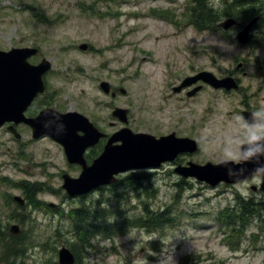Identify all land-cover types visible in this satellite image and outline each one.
<instances>
[{
	"label": "rangeland",
	"instance_id": "1",
	"mask_svg": "<svg viewBox=\"0 0 264 264\" xmlns=\"http://www.w3.org/2000/svg\"><path fill=\"white\" fill-rule=\"evenodd\" d=\"M231 2L209 3L223 9ZM192 8L191 0H0V49H40L52 66L44 78L50 89L48 108L87 116L106 133L128 127L157 138L176 133L195 139L199 151L186 160L200 165L236 162L250 137L240 97L203 83L191 98L187 88L178 93L173 88L202 71L234 78L237 61L249 52L239 48L235 29L224 35L193 26ZM165 11L174 14L175 23L163 18ZM83 44L86 51L79 48ZM102 82L109 84V94L99 88ZM254 101L264 108V92ZM116 108L128 110L127 125L112 117ZM9 139L0 134V226L9 231L20 225L24 237L38 243L25 264H59V250L69 248L77 234L73 219L69 223L71 209L54 193L64 191L61 176L77 177L78 168L50 139L33 142L30 132L18 145ZM127 176L134 183L115 191H128V199L111 193L95 197L106 202L93 210L109 212L98 225L144 218L143 203L155 213L169 209L170 221L151 231L129 227L124 232L110 229L117 232L110 238L95 234L91 243L96 249L87 247L82 264H264V250H258L262 244L254 241L251 227L226 226L219 218L221 212L234 214L230 207L237 191L250 186L213 188L195 179L181 181L168 167ZM18 185H38L30 190L42 191L30 214L9 203L13 197L22 199ZM53 211L69 214L55 217ZM56 232L60 237L53 238Z\"/></svg>",
	"mask_w": 264,
	"mask_h": 264
},
{
	"label": "water",
	"instance_id": "2",
	"mask_svg": "<svg viewBox=\"0 0 264 264\" xmlns=\"http://www.w3.org/2000/svg\"><path fill=\"white\" fill-rule=\"evenodd\" d=\"M255 21L256 19L252 20L237 35L239 43L243 45L248 43ZM235 24L236 21L230 18L220 26L224 30H229ZM80 49L86 51L88 46L83 44ZM36 52V50L16 48L7 52L0 51V127L6 122L17 121L22 117L21 120L33 127L35 138L48 135L62 145L69 163L80 164L83 168L78 178H72L68 174L63 175L62 188L70 196L86 194L101 186L110 185L117 181L116 176L121 173L140 169H157L164 163L174 162L181 154L192 155L198 151L196 140L179 138L175 133L157 138L154 135L134 133L129 128H123L109 138L102 155L91 166H88L83 157L85 149L88 145L105 137L88 118L77 112L61 114L55 109H47L35 119H24V111L38 93L44 91L42 75L51 67L48 61L38 66L28 67L25 63L27 57ZM199 81L214 89L227 91L236 89V82L233 78L218 79L213 73L203 71L194 77L185 79L179 87L174 88V92H180L183 88ZM100 87L105 93L110 92L108 83L103 82ZM23 90L25 93H21ZM200 90L201 87L194 88L187 96L193 97ZM121 92L125 93L124 90ZM113 117L124 124L128 123L126 109L116 108ZM45 119H47L48 126L44 122ZM80 131L84 133V136H78ZM117 143L120 144L116 145ZM256 144L259 143L252 142L242 147L240 163L229 161L213 164L208 162L200 165L189 162L187 166H178L174 171L185 179L194 178L211 187H217L221 183H239L262 169L263 165L259 161L264 160V147ZM15 200L22 203L20 198H15ZM11 233L19 234V227L13 225ZM58 259L59 264H75L74 255L66 247L59 250Z\"/></svg>",
	"mask_w": 264,
	"mask_h": 264
},
{
	"label": "flooded vegetation",
	"instance_id": "3",
	"mask_svg": "<svg viewBox=\"0 0 264 264\" xmlns=\"http://www.w3.org/2000/svg\"><path fill=\"white\" fill-rule=\"evenodd\" d=\"M259 3H263V6L258 7ZM254 5L255 7H253ZM256 12L259 14H257ZM235 14L236 16L223 17L220 20V23L223 22L225 19H230V18L234 19L236 21V24L232 27L231 30L235 29V32L237 35L242 32V30L249 24L250 21L256 19L251 29V32L249 34L248 43L243 45L237 41V44L239 45L240 49L247 50L249 52L247 57L243 58L242 60L237 61L236 71L234 74V79L236 82V89L234 93L237 94L241 99L240 104L243 107V109L240 111L241 117L246 126V132L250 134V137L246 138V141L244 142L243 145L248 144L249 142H253L254 144L259 143L256 145L264 147V138H261V139L256 138L257 135L259 134L258 129L264 126V108H262L258 102L254 101L256 94H258L259 92H264V52H263L264 51V0H257V1L256 0H246L242 2L241 5H236ZM220 23L216 27L217 32H220L221 34L225 35L227 32L231 31V30L229 31L223 30L220 26ZM189 27H192V26L190 25ZM206 30L209 31L210 29H206ZM16 49H30L32 51L33 50L37 51L35 54L32 53L30 56L27 57L25 63L28 67L38 66L44 61H47L46 58L42 56V53L39 48L26 47V48H16ZM0 51L7 52L1 49ZM50 69L42 75L44 91L42 93L40 92L38 93V95L34 98L32 103L27 107V109L23 113L25 120L35 119L42 111H46L47 109H52V108H48L50 105L47 103V98L49 97L50 89L48 88L46 80L44 79L46 74L50 71ZM253 83H255V85H253ZM201 84L202 83L199 82L197 83L196 86L203 87ZM191 88H194V86ZM188 89L189 88L185 89L184 91L188 92L187 91ZM101 90L104 92L102 88ZM114 91L115 90L112 89V92ZM21 93H25V91L23 90V92ZM113 112H112V117H113ZM20 118L22 119V117ZM86 118L88 117L86 116ZM21 119L18 118L17 121L13 120V121L4 123L0 127V134H5L7 136L9 134L10 135L9 140L13 141V143L16 145L20 144L21 139L23 138L25 133H29V132L32 134L33 142L35 141L37 142V141H41L45 139H50L56 142L48 135L35 138L33 127H31L24 120H21ZM88 120L103 135H105V137H102L101 139H99L98 142L88 145V147L84 151V155H83L84 160L88 166H91L102 155L109 138L114 133L113 134L106 133L105 131L100 129L98 126H96V124H94L89 118ZM44 122L47 125V119H45ZM78 136L80 137L84 136V133L80 131L78 133ZM29 143H32V141H30ZM116 145H119V143H117ZM243 145L240 148V154L238 156L239 158L236 159V163H239L241 161ZM64 154H65V151H64ZM187 156L189 157L191 155L189 154L179 155L173 163H165L158 169H149V170L144 169V170L131 171L128 173H121L116 177L117 178L116 182L110 185L101 186L86 194L70 196L67 193V191H65L63 188L62 189L64 191H58L54 194L55 196L61 195L60 198L63 199L62 205H67V207H69L71 211L76 210L81 213H88L91 215H95L98 213L93 210L95 206H97L98 203L101 201L106 202L105 200H99V201L95 200V197H97V195L99 194L111 193L112 196H115L117 198L128 199L129 197L128 191L125 190V193L115 191L119 189V187H124V188L129 187L130 181L128 180V178H126L128 177L127 176L128 174L143 173L146 171H151L153 172V174H156V173H160L161 168L168 167L171 169V172L173 175L174 174L177 175L174 171L175 168L179 165L186 166L190 162V160L188 159L186 160ZM65 158H66V161L69 163L66 154H65ZM259 162L262 163L261 165H263L262 169L256 171L250 178H246L242 182H239L238 184H234V185L221 184L220 186H224V185L231 186V187L239 186V185H246L248 187L250 186V188H248L247 190L241 191V192L237 191L238 193H236L235 201H234L235 205L230 207L231 211L235 213L236 221H235V224H231V225H236V227H241V228L242 227L247 228V226L249 225L253 231V237H254V241L256 242V244L260 246V243H261L263 245V247L261 245V248L258 249L260 251V250H264V160L262 159V162L261 160ZM69 164L75 165V167L78 168V175L77 177H72L69 174L68 175L72 178H78L82 172V169H83L82 166L80 164H71V163ZM63 175L61 176L62 179H63ZM177 177H179L181 181L185 180L183 179V177L179 175H177ZM40 188H43V185H41ZM41 192L38 189L35 191H32V190L21 191L22 203L20 202L17 203L16 201H14V197L11 199L13 203L12 201H9V203L11 205H14L16 203L21 205L22 209L21 208L20 209L30 214L28 212V209L30 211L32 210V205L34 204V201H35L34 197L37 194H40ZM53 208H56L55 204L53 205ZM53 212H54L55 217H61V218L69 214L64 211L63 213H61L62 211L61 212L53 211ZM94 220L96 221H93V224L97 225L98 224L97 217ZM70 221L72 222V219L69 220V223ZM124 221H127V220H123L121 222H113L109 225L126 227V225L130 222V220H128V222H124ZM222 223L226 225L224 221H222ZM91 226L94 227L95 225L91 224ZM3 227H6V226H3Z\"/></svg>",
	"mask_w": 264,
	"mask_h": 264
},
{
	"label": "trees",
	"instance_id": "4",
	"mask_svg": "<svg viewBox=\"0 0 264 264\" xmlns=\"http://www.w3.org/2000/svg\"><path fill=\"white\" fill-rule=\"evenodd\" d=\"M193 1V8L192 11L189 13V16H191V21L190 23L193 24L197 29L201 30H216V25L217 23L226 16H236L235 14V7L236 5H241L242 2L246 0H232L231 3H229L225 8L223 9H218L217 7L213 6L210 4V0H191ZM257 1V0H256ZM263 6V3H259L258 7ZM255 7V5L253 6ZM190 11V10H189ZM249 13V12H248ZM257 13V12H256ZM259 14V13H257ZM163 18H166L172 22H176L174 20V14H172L169 11H165L162 14ZM147 177L149 175L146 174ZM133 176H130L128 180L130 181L131 184L134 183L133 181ZM38 185L31 186L30 188L22 185H18V189H21L22 191H30L33 187H37ZM150 188H152V185H148L146 188L147 191H151ZM150 192H148L147 196L149 195ZM154 196V194L152 195ZM143 208H144V213L145 217L140 218V219H132L131 222H129L126 227H100V225L93 224V221H96L94 219H98V222H101L105 219L109 218V212L103 211V212H98L95 215H91L88 213H81L79 211H72L71 213V219H73L74 222V231L76 232V241L74 240L73 242H68V247L70 250L74 253L76 257V264H82V261L85 256V251L87 247L90 246L91 249H96L92 248L91 240L94 239L93 236L95 234H98V237L106 238V237H112L114 234H116V230L124 232L125 229L129 227H142V228H147L148 231L154 230L152 228L158 227V226H163V224L167 223L170 221V218L168 217L169 209L163 212H152L149 208V205L147 203H143ZM22 209V208H21ZM225 213V214H224ZM221 212L219 214V218L222 216V221L226 220V226H231V224H235V213L232 214L231 212ZM230 213V214H228ZM135 222V223H134ZM140 223V224H139ZM95 225L94 227L91 226ZM131 225V226H130ZM97 226V227H96ZM235 227V225H233ZM93 227V228H92ZM109 228V230H108ZM243 228V227H242ZM64 229L66 230L67 233V227L64 226ZM110 229H116V230H110ZM58 232H62L57 230ZM121 232V233H122ZM58 233L56 232L53 235L54 236ZM118 235V234H117ZM51 237V236H50ZM60 237V235L58 236ZM0 264H25L27 263V257L28 253L32 251L33 248L38 247V243L35 245L31 244V238L28 237L25 238L24 236L21 235H12L6 227L0 226ZM44 255V253H42ZM46 262V261H45ZM42 264V261L39 263ZM45 264V263H44ZM187 264V261H186Z\"/></svg>",
	"mask_w": 264,
	"mask_h": 264
},
{
	"label": "clouds",
	"instance_id": "5",
	"mask_svg": "<svg viewBox=\"0 0 264 264\" xmlns=\"http://www.w3.org/2000/svg\"><path fill=\"white\" fill-rule=\"evenodd\" d=\"M258 135H257V139H261L264 138V126H262L260 129H258Z\"/></svg>",
	"mask_w": 264,
	"mask_h": 264
}]
</instances>
